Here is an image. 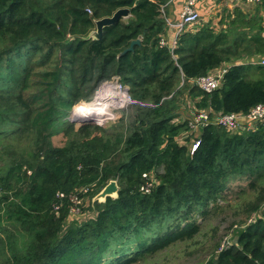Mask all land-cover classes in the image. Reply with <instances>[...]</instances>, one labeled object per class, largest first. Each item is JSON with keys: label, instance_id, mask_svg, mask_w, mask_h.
<instances>
[{"label": "trees", "instance_id": "1", "mask_svg": "<svg viewBox=\"0 0 264 264\" xmlns=\"http://www.w3.org/2000/svg\"><path fill=\"white\" fill-rule=\"evenodd\" d=\"M168 1L0 0V264H147L199 234L196 216L216 211L240 179L250 191L243 212L254 216L204 264H264V120L233 131L210 123L180 141L197 110L246 114L264 103V66L247 72L264 56V23L236 14L219 31L194 25L171 50L170 40L159 45ZM120 8L129 15L89 37ZM222 66L215 90L192 85ZM112 78L128 89V112L107 128H75L72 107ZM158 167L151 190H140ZM109 180L117 195L92 200ZM84 186L76 217L55 195Z\"/></svg>", "mask_w": 264, "mask_h": 264}, {"label": "rangeland", "instance_id": "2", "mask_svg": "<svg viewBox=\"0 0 264 264\" xmlns=\"http://www.w3.org/2000/svg\"><path fill=\"white\" fill-rule=\"evenodd\" d=\"M248 10L249 9H246L245 11ZM226 14H221V16H219V14L213 15V13H211L210 16L204 15L203 17H200V20L195 27H207L219 31L223 26L222 22L225 21ZM116 85H118L120 89L124 88L119 85L117 78H112L110 81H106L98 86L92 99L88 103H83V105L80 104L79 106L74 107L76 105L75 104L72 107L70 115L68 116V120L74 123L75 128H78L81 124L88 123L97 124L103 128H107L111 124L115 123L120 118L121 114L128 112L129 107L133 102L129 100L127 101L126 94L119 91ZM102 88H105V90L107 88H111L112 90L117 89V92L122 94V100H118L115 99V97L110 96L104 99V108H106V110L103 112L89 111L92 109L94 103L100 101V90ZM64 138V135L60 133L51 137V141L53 145H61L64 141ZM183 140L184 138H180V141ZM160 171L161 168L158 167L155 168L154 172L151 174L153 175L154 173H159ZM247 185L248 181L246 179L229 181L226 185V189L223 192V198L218 200L220 207L204 218L201 216H196V222L201 223L199 234H196V236L188 242L178 243L175 246L169 247L165 250V252L154 256L153 258L146 261V263L204 264L207 259L211 257L212 252L220 248L222 243L221 241L224 238L228 241L231 240L234 230L243 225L246 220L251 221V218L254 216L252 215L249 219H247L245 213L243 212L242 204L244 203L245 199H248V193L250 192L247 189ZM243 189L246 190L244 191ZM238 196H241L242 200L240 204L235 205L236 201L238 200ZM85 199L86 197L83 196L82 203ZM73 214H75L76 217H82V212L80 209H77V211L73 212ZM203 234L206 235L202 236Z\"/></svg>", "mask_w": 264, "mask_h": 264}, {"label": "built area", "instance_id": "3", "mask_svg": "<svg viewBox=\"0 0 264 264\" xmlns=\"http://www.w3.org/2000/svg\"><path fill=\"white\" fill-rule=\"evenodd\" d=\"M163 3L160 5V12L165 20L166 27L168 29L173 30L172 38L170 40V49L172 50L176 45L177 37L185 30L196 25L200 20V15L197 10V4L201 0H183L181 10L179 16L176 20L172 21L168 19L164 13L165 6L170 2ZM214 3H221L226 6L234 7L242 4L256 6L264 3V0H209ZM88 13H91L89 9H87ZM168 43L166 38L162 36L159 40V45L164 46ZM261 64L264 65V58L260 61ZM226 68H218L208 72L205 75L196 77L191 80L192 85L197 86L199 89L205 92H211L215 90L222 82L224 73ZM118 82V81H117ZM120 85V84H119ZM122 86V85H120ZM123 90L126 93L127 101L133 102L130 98L128 91L125 86ZM242 120H247L248 122H258L264 120V103H258L254 105L246 114L243 113H214L212 116L205 110H197L191 114V118L188 121L189 131L184 133L182 138H185L191 135L197 129L203 128L210 123H214L216 125H220L226 130L233 131L240 127V122ZM199 144V139L196 138L192 140L190 149L193 151ZM142 177L145 179L144 184L140 187V190L143 192H149L152 186L155 184L154 176L151 173H143ZM88 191V187L84 186L79 189V193H69L66 195L65 193L58 191L56 192V199L62 200L65 196H67L68 200L71 202L70 212H75L79 209V205L82 202V197L86 195ZM81 194V195H80ZM61 202H54L52 204V208L54 211L59 210ZM226 242L223 241L219 249L226 248Z\"/></svg>", "mask_w": 264, "mask_h": 264}, {"label": "crops", "instance_id": "4", "mask_svg": "<svg viewBox=\"0 0 264 264\" xmlns=\"http://www.w3.org/2000/svg\"><path fill=\"white\" fill-rule=\"evenodd\" d=\"M183 0H171L164 8V13L166 17L172 21L176 20L179 16L181 6H182ZM246 9H249L248 11H245ZM197 10L199 12L200 17H203L204 15L210 16L211 13L214 14H226L225 16V21L222 22V27L226 26V23L229 19H232L234 15L236 14H241L246 18H257L261 19V22L264 23V3L259 4L256 6L252 5H247V4H242L234 7L226 6L221 3H214L209 0H201L197 4ZM167 41L171 40L173 30L167 28ZM264 58V56H254L250 58V63L252 66L247 68L248 73H252L254 70H257V68L254 65L260 64L261 66H264L263 64L260 63V61ZM220 68H226L227 66H222ZM240 127L242 129L248 128L249 123L247 120H242L240 122ZM184 134L182 135V137Z\"/></svg>", "mask_w": 264, "mask_h": 264}, {"label": "water", "instance_id": "5", "mask_svg": "<svg viewBox=\"0 0 264 264\" xmlns=\"http://www.w3.org/2000/svg\"><path fill=\"white\" fill-rule=\"evenodd\" d=\"M129 11L126 8L117 9L111 16L95 20V28L89 34V37L99 39L102 36V31L105 26L116 23L118 20L126 18ZM140 39L132 40L128 47H126L120 54L132 50L133 46L139 44ZM128 91V89L126 88ZM118 185L115 180H109L108 183L92 198L96 201H104L106 197H115L117 195ZM236 241L234 237L233 242Z\"/></svg>", "mask_w": 264, "mask_h": 264}, {"label": "bare ground", "instance_id": "6", "mask_svg": "<svg viewBox=\"0 0 264 264\" xmlns=\"http://www.w3.org/2000/svg\"><path fill=\"white\" fill-rule=\"evenodd\" d=\"M116 87H117V89L119 91H121L122 93H125V91L123 89H120L118 85H116ZM117 89L116 90H112L111 88H107L105 90V88H104V90L100 92V98H99L100 101L94 103L92 109H90L89 111H91V112H99V111L103 112L104 110H106V108H104L105 107L104 99H106V98H108L110 96L115 97V99L122 100V94L118 93Z\"/></svg>", "mask_w": 264, "mask_h": 264}]
</instances>
